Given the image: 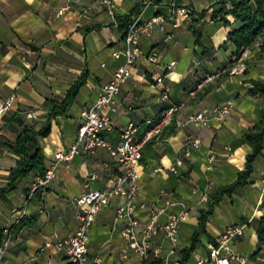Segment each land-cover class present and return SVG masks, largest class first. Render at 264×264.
Instances as JSON below:
<instances>
[{"label": "crops", "instance_id": "0c3cea01", "mask_svg": "<svg viewBox=\"0 0 264 264\" xmlns=\"http://www.w3.org/2000/svg\"><path fill=\"white\" fill-rule=\"evenodd\" d=\"M148 1L151 3L142 20L153 16L161 19L153 25L150 36L140 37L143 54L136 57L131 76L121 85L112 128L102 136L116 143L121 130L132 123L136 127L134 139L141 141L151 121L169 102L183 104L171 125L142 144L134 217L140 231L153 210L164 209L152 237V248L160 251L140 257L129 249L121 236L124 220L115 212L124 200L115 196L98 210L89 228L88 256H99L102 264H179L181 251L191 245L198 229L200 213L213 204L185 264L206 261L208 244L229 225L243 226V234L227 242L229 250L247 257L251 264H264V245L257 233L263 216L264 149L254 159L242 187L223 194L217 202L212 198L218 188L232 184L244 168L245 157L252 151L244 134L264 116L262 99L248 92L251 81L264 80V51L255 43L232 63L235 58L230 45L224 49L221 45L227 30L240 23L231 15L226 16L228 26L213 18L222 0H111L112 14L102 0H0V102L7 107L0 120V142H13L22 127L11 120L13 115L34 130L49 122L47 136L36 140L46 168L54 165L55 153L68 151L77 139L82 111L97 99L101 86L124 62L123 57H112L113 51L124 47L119 21L134 18ZM172 1L187 7L190 18H169ZM151 52L157 54L156 64L146 59ZM237 62L244 64V73L229 74ZM221 69L226 72L204 81ZM159 77L162 82L157 81ZM165 86L168 100L161 99ZM73 88L75 96L67 110L52 116L53 103L60 105ZM227 100H232L234 107L221 122L209 119L201 127L176 123L190 113L205 111L210 116L215 106ZM28 113L33 116L27 118ZM195 139L199 140L197 147L190 145ZM186 147L188 156L184 155ZM18 159L0 143V230L13 224L12 208L25 206V224L13 228L10 247L0 264H68L66 249L55 244L56 239L73 235L78 227L80 208L75 198L85 190L89 174L96 175L90 188L111 185L120 174L119 165L104 148L85 152L80 146L70 161L55 164L51 182L29 198L36 174L9 188L8 176ZM158 167L162 171L154 172ZM182 211L187 214L173 245L160 227L168 214ZM48 241L50 246L45 245Z\"/></svg>", "mask_w": 264, "mask_h": 264}, {"label": "built area", "instance_id": "2783aa9c", "mask_svg": "<svg viewBox=\"0 0 264 264\" xmlns=\"http://www.w3.org/2000/svg\"><path fill=\"white\" fill-rule=\"evenodd\" d=\"M102 3L107 6L108 12L112 14L111 0H102ZM150 3L151 1L145 3L137 15L132 18L125 35L122 37L124 47L112 52L114 59L123 57L124 62L115 68L110 80L101 86V92L97 99L82 111L83 121L78 127L77 139L68 151L55 153L54 165L46 168L42 175L36 174L31 184L29 198L37 192H42L51 182L55 176V164L57 162L70 161L73 155L78 152L80 146H82V150L85 152H90L97 148H104L115 158L119 165L120 174L114 178L111 185L103 189H92L90 188V182L96 179V175L89 174L84 185L85 190L75 198V204L80 208V212L77 215L78 227L73 235L64 239H56L55 244L58 248L66 249L70 264H102L99 256H88V231L98 210L101 207L107 206L111 198L115 196L121 197L124 200L121 205L116 207L115 212L117 218L124 220L121 236L129 249L140 257L146 256L151 251L157 255L160 251L159 247L152 248V237L158 229L157 220L164 209L159 208L153 210L150 218L140 231L137 230V221L134 217L141 148L144 142L159 136L167 126L171 125L174 114L182 109L183 104L169 102L168 106L160 113L157 119L151 121V125L147 128L141 141L134 139L136 127L132 123L127 124L121 130L116 143H111L102 136L103 132L112 128V114L116 111L115 97L119 93L121 85L131 76V68L135 63L136 57L143 54L140 47V37L142 35L150 36L153 25L158 24L161 19L159 16H153L148 20H142L144 10ZM61 12L62 10L59 11V13ZM175 16L190 18L191 12L187 7L178 5L172 1L169 4V18L172 19ZM173 26H176V23H173ZM160 29H163L162 25H160ZM170 38L171 35H167V39ZM256 45L258 46L259 44L256 43ZM146 59L150 63L156 64L157 54L151 52L147 54ZM173 64L174 62L170 63V65ZM245 69L244 64L237 62L230 67L228 73L242 74ZM224 72V69L217 70L215 73L207 75L204 81H210L212 78ZM157 81L162 82V78H157ZM168 91V88L165 86L161 91V99H169ZM233 107V101L227 100L215 106L210 116L205 111L190 113L187 115L186 120H177L176 123L178 126L192 124L195 127H201L206 125L209 119L221 122L229 115ZM6 109V105L0 102V120ZM26 116L27 118H31L33 115L28 113ZM190 145L197 147L199 140H192ZM184 155H189L188 147L185 148ZM213 159L214 156L211 155L210 160ZM160 171H162L160 167L154 169V172ZM170 171L175 172V168L170 167ZM202 199H205V197H202ZM141 207H143V204ZM11 214L14 216L13 224L5 226L1 231L0 261L10 247L13 231L12 225L17 224L25 216V206L12 208ZM186 214V211L177 214L170 213L160 227L164 232L165 238L173 245L177 240L179 224ZM242 234L243 226H227L213 242L208 244V259L206 261L198 260L195 264H231V262L251 264L247 257L231 252L227 246V242L230 239ZM54 237L56 238V235ZM45 245L50 246L51 244L48 241ZM124 257L125 255L122 258Z\"/></svg>", "mask_w": 264, "mask_h": 264}, {"label": "trees", "instance_id": "16d2710c", "mask_svg": "<svg viewBox=\"0 0 264 264\" xmlns=\"http://www.w3.org/2000/svg\"><path fill=\"white\" fill-rule=\"evenodd\" d=\"M226 4H228V6ZM227 15H231L240 23L236 29L227 30L226 40L221 45L223 49L227 48V45H230L231 54L235 58L232 63L240 58L244 50L253 47L255 43L259 44V51H264V0H222L218 2L217 8L213 11V18H219L224 25L228 26L229 21L226 18ZM131 21V16H127L119 21L122 37L125 35ZM75 92L76 88L71 89L60 105L53 103L51 115L54 116L57 113L65 112L73 100ZM248 92L251 95L259 96L264 106V80L251 81V87L248 89ZM11 120L22 127L13 142L2 141L0 143L19 157L15 168L10 171L8 176L9 188H14L27 175L31 173L42 175L46 170L44 156L36 138L47 136L50 130V123L47 122L39 130H34L33 127L25 125L23 120L16 115H13ZM244 139L252 150L245 157V166L238 172L237 178L232 184L217 189L216 193L212 196L214 202H217L223 194H231L246 183L247 178L252 172L254 159L264 149V116L253 128L244 134ZM260 206L263 210V216L260 218L257 233L261 244L264 245V200L261 202ZM210 208H213V204L210 205ZM211 209L207 212L200 213L198 229L192 235L191 245L181 251L179 264H185L189 260L190 253L195 247L198 236L204 231L207 217ZM24 224L25 216L15 227L12 225V228ZM1 231L2 230H0V237Z\"/></svg>", "mask_w": 264, "mask_h": 264}, {"label": "rangeland", "instance_id": "374dc122", "mask_svg": "<svg viewBox=\"0 0 264 264\" xmlns=\"http://www.w3.org/2000/svg\"><path fill=\"white\" fill-rule=\"evenodd\" d=\"M238 61H239V60H238ZM240 63H241V62H240ZM234 65H235V64H234ZM232 66H233V65H232ZM225 72H226V70H225ZM225 72H224V73H225ZM224 73H222V74H224Z\"/></svg>", "mask_w": 264, "mask_h": 264}]
</instances>
